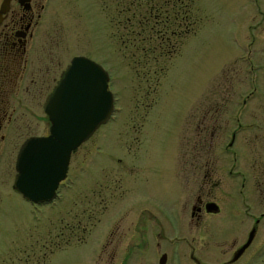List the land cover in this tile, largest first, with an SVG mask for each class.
<instances>
[{
	"label": "rangeland",
	"instance_id": "1",
	"mask_svg": "<svg viewBox=\"0 0 264 264\" xmlns=\"http://www.w3.org/2000/svg\"><path fill=\"white\" fill-rule=\"evenodd\" d=\"M55 5L63 26V65L73 54L100 63L109 72L115 109L109 121L72 152L75 178L62 192V211L59 206L46 208L42 221L31 216L24 220L31 232L55 233L61 214L64 224L75 222V209H85L84 215L95 211L86 232L48 253L46 264H154V220L140 210L143 205L154 208V155L162 160L177 151L173 165L181 166L183 155L205 150L207 165L221 179L215 192L228 198L222 204L230 207L232 151L238 149L239 168L246 172L249 135L264 134V0H194L197 30L187 34L180 47V40L175 41L179 50L155 64L158 70L166 68L165 73H136L128 48L119 47L111 35L107 4L55 0ZM148 67L154 70V62ZM138 200L142 203L135 206ZM253 202L254 214L264 211L257 192ZM226 220H216L223 230L230 229ZM137 223L147 228L143 237L135 230ZM2 228L24 226L10 216ZM191 245L198 246L196 241Z\"/></svg>",
	"mask_w": 264,
	"mask_h": 264
},
{
	"label": "flooded vegetation",
	"instance_id": "2",
	"mask_svg": "<svg viewBox=\"0 0 264 264\" xmlns=\"http://www.w3.org/2000/svg\"><path fill=\"white\" fill-rule=\"evenodd\" d=\"M57 8L55 0H0V264H46L48 253L84 234L89 219L95 216V211L86 216L85 209H75L71 214L75 222L63 224L61 214L55 233L31 232L24 220L31 216L42 221L46 208L63 202L66 196L62 192L72 187L75 178L70 170L72 153L66 176L52 200L32 202L13 185L19 151L28 139L48 134L50 122L44 104L71 58L78 55H71L63 65V26ZM199 110L204 123L206 110ZM235 136L233 131L231 147ZM249 143L251 162L246 172L239 168L238 149L232 151L230 207L222 204L228 198L215 192L221 179L215 168L207 165L205 150L186 153L181 166L173 165L177 151L162 160L154 155V208L143 205L140 209L154 220V264H255L261 260L264 211L254 214L253 201L257 192L264 203V134L251 133ZM137 202L135 206L142 203ZM209 202L215 204L210 210ZM10 216L22 221L23 230L2 228ZM218 218H228L230 229L223 230ZM139 223L135 230L143 237L147 228L145 232ZM193 241L198 246H192Z\"/></svg>",
	"mask_w": 264,
	"mask_h": 264
},
{
	"label": "water",
	"instance_id": "3",
	"mask_svg": "<svg viewBox=\"0 0 264 264\" xmlns=\"http://www.w3.org/2000/svg\"><path fill=\"white\" fill-rule=\"evenodd\" d=\"M109 78L100 63L83 55L71 58L44 104L48 134L28 139L19 151L13 185L23 197L32 202L54 198L71 153L112 116ZM207 205L210 210L215 204Z\"/></svg>",
	"mask_w": 264,
	"mask_h": 264
},
{
	"label": "trees",
	"instance_id": "4",
	"mask_svg": "<svg viewBox=\"0 0 264 264\" xmlns=\"http://www.w3.org/2000/svg\"><path fill=\"white\" fill-rule=\"evenodd\" d=\"M110 14L112 37L119 47L128 48L127 57L138 73H161L156 69L161 57L181 46L189 33L197 30L194 0H100ZM178 40L179 43L177 42ZM180 45H176V42ZM154 62V70L148 69ZM140 66V68H138Z\"/></svg>",
	"mask_w": 264,
	"mask_h": 264
}]
</instances>
